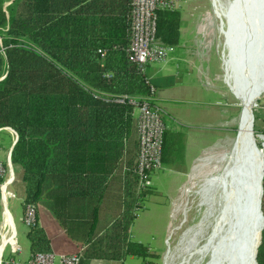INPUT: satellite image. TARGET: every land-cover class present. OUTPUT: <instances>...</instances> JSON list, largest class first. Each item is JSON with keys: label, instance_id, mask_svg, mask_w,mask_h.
<instances>
[{"label": "trees", "instance_id": "trees-1", "mask_svg": "<svg viewBox=\"0 0 264 264\" xmlns=\"http://www.w3.org/2000/svg\"><path fill=\"white\" fill-rule=\"evenodd\" d=\"M5 1L0 0V126L16 133L9 157L19 168L22 208L33 203L37 211L42 204L61 222L68 203L77 198L89 220L78 264L127 254L139 257L138 264H155L156 252L128 236L151 189L138 184L133 170L132 105L114 98L149 94L146 72L128 59L130 0ZM155 14L156 35L173 48L178 10L157 9ZM178 144L177 131L164 127L162 163L173 162ZM123 151L128 168L120 176L119 212L98 232V202ZM262 187L264 216V176ZM27 228L30 253L49 250L36 213ZM256 261L264 264V225Z\"/></svg>", "mask_w": 264, "mask_h": 264}, {"label": "rangeland", "instance_id": "rangeland-1", "mask_svg": "<svg viewBox=\"0 0 264 264\" xmlns=\"http://www.w3.org/2000/svg\"><path fill=\"white\" fill-rule=\"evenodd\" d=\"M9 1L10 0H6L4 2V5H6ZM228 1L229 0H217L218 4H214V0H179L174 8L179 9L181 13V45L173 46L172 51L169 54V59L174 56V58L176 59H186L187 61H189L191 67H193L194 77L201 76L199 75L198 70H203V72L205 73L209 72L210 75H213L214 72H216L217 75L216 78L214 77V80L216 79L219 83V89L224 92V98L226 99V101H230L233 103V108L231 107L230 111H233L235 115L233 122V135L235 136L238 130L237 120L239 119V114L241 111V103L238 98L234 97L231 94L226 83L224 82L222 65L223 59L230 61V67L233 66V63L236 65L233 72L235 76L233 78H235V80H233L232 78L230 68H228L227 70V74L228 71L230 72V74L229 76L226 74L225 79L229 81L232 80L234 82L240 78L239 72H237L239 69V63L238 61L236 62V60H241L242 58L241 56V59L238 57V52L235 46L237 48L238 46L242 47V37L240 36V34H235L236 43L233 47L232 39L234 38V33H232V28H234L236 24L234 23V21H236L234 10L237 8L239 0H232L234 2H231V4L234 6V10L228 8ZM214 5L219 6V15L215 14V12L217 13L215 8L218 7H215ZM239 10L242 9L239 8ZM242 36L244 39V34ZM255 43L256 37L250 41L249 49L246 46L241 48L242 53L245 54V58H247V56L255 54L256 46H252ZM225 64H227L226 61ZM204 75L206 76V74ZM2 76H0V78ZM200 79L202 80V77H200ZM203 89L206 93H209L208 96L211 97V101L216 99V97L214 99L215 95L213 97L211 96L210 91L206 90V88ZM263 99L264 91L261 93V96L256 99L252 108V129L254 140L256 141V146L258 145L260 148L262 157L264 155V132H262L264 118L262 117L263 114L259 113V108L262 105L261 101ZM162 118L165 127H168V124L182 127L180 123L172 121L167 115L163 113ZM13 135L14 134L12 129L7 127L6 150L3 154L2 159L0 160V182L2 183V186L6 181V185H3L2 188L0 186V189L2 191L4 188V192L6 195H9V191H7L8 187L14 192L12 197L7 198L6 206L13 218L17 240L19 244L22 245V243L24 242V234L22 233L21 229L24 228V224L17 217L18 213L20 212L22 183L16 177L18 168H13L11 162L7 158L8 146L12 140ZM227 146H229V144L226 145L225 148H227ZM217 155L214 153L212 157H209L207 159H194L193 165H191L187 169L185 174H181V178L183 179V181L172 199L173 216L171 217L170 233L166 237L164 244L162 241L163 236L159 234V232L162 230L161 226L163 225L161 223L162 215L164 214V207L162 204L155 202V200H166V197L163 193H166L167 185L171 182L172 178L177 176V174L172 172L170 167L168 165H165L164 163H162L161 168L155 169L153 172H151L150 178L152 187L160 190V192L152 193L146 196V198L144 199L146 208L138 210V218L134 224V227H136L135 230H137L138 227L137 231H141L142 237L144 236V238L146 236V234H143L144 227L149 225L153 227L154 231L156 230V238L149 240L147 239V242L152 246H160L159 248H161L157 252L155 251L157 254L155 264H164V262L165 264H183V261L185 259H188L189 262L198 259L197 264L207 263L209 253H211L213 247L210 245V242H207L206 239H208L207 237L211 234L213 221L217 219V216H219V209L222 207L221 201L223 198L218 188V184L211 183L210 178L216 172H220L222 170L227 157V155L219 157H217ZM11 172H13V182L10 181ZM8 182L10 184H8ZM3 208L5 207L3 206L2 210ZM241 209L242 210L239 211L240 217L244 212V209ZM41 211L43 220L49 223L52 217L51 214L48 213L49 211ZM147 214L150 218H146ZM215 223L216 221H214V225ZM216 235L217 234H215V236ZM216 240L217 237L215 238V242H217ZM236 240L234 244L232 243L234 247H231V250L228 245L226 246V249L223 252L222 264H227L230 259H235V261L237 260L236 263H240L242 257L244 258V252L242 254L244 235H241L239 237V240L236 238ZM12 241L13 239L10 242ZM204 243H206L205 248L207 247V249H205L204 254L202 253V255L201 253H199V246ZM9 244L10 243H6L2 248V259L3 257L6 258V246ZM218 247L219 244L217 243L215 249L216 254L221 252V248L223 246H221L220 248ZM127 257L128 256H126L125 261L129 263V258Z\"/></svg>", "mask_w": 264, "mask_h": 264}, {"label": "crops", "instance_id": "crops-1", "mask_svg": "<svg viewBox=\"0 0 264 264\" xmlns=\"http://www.w3.org/2000/svg\"><path fill=\"white\" fill-rule=\"evenodd\" d=\"M234 1L232 0L228 1L229 9L234 10V6L231 4V2ZM215 7H218L215 8V10L217 11V13L215 12V14L219 15L220 12L219 6H215ZM177 10L179 12V26H178V43L176 45H181V37H182L181 13L179 9ZM254 12L256 13V10H254ZM255 13H253V15ZM247 18L245 21L247 24H245L244 22L245 25L244 29L245 30L247 29L250 32V20L249 17ZM251 20H252L251 21L252 24L254 19ZM234 23H236V21H234ZM254 30L255 31H253L250 35L249 41L255 38L253 37V34L255 35V33L257 32V36H258V33L260 32L259 28L256 29L254 28ZM261 34H259L258 36L260 40H261ZM255 45L257 49V42L252 46ZM239 55L240 54H238V57L240 58ZM241 58L243 59L242 54H241ZM225 61L227 64H225ZM156 63L157 62L148 65L145 70L147 76L155 86L151 101L152 102L156 101L157 103L156 102L153 103L156 104L158 107H160L163 114L167 115L172 121H175L176 123H180L182 126L179 127L177 125L168 124L169 129L177 131L179 135V144L176 151L175 159L173 160V162L165 163V165H168L171 171L177 174V176L171 179V182L166 187V193H163L164 196L166 197V200L160 201V199L159 200L153 199L155 200V202L162 204L164 207V214L162 215V223H161L163 225L161 226L162 230L159 232V234L163 236L162 241L164 244L166 237L170 233L171 217L173 216L172 199L175 195V192L178 190L180 184L183 181V179L181 178V174H185L187 169L191 165H193L194 159H203V158L207 159L209 157H212L214 153L216 155L218 154L217 157L223 155H227V157H229L231 153L230 150H232L231 146L236 135L235 136L233 135L234 133L233 122L235 115L233 111L232 112L230 111L233 103L230 101H226V99L224 98L225 97L224 92L219 89V83L217 82L216 79L214 80V77L216 78L217 75L216 72H214L213 75H210L209 72L205 73L203 72V70L200 71L198 70L199 75H201L200 77H202L201 80L200 77H194L193 67H191L189 61H187L186 59H176L174 58V56H172L171 59H167L166 61L161 63H157V64ZM229 64H230L229 60L223 59L222 68H223L224 82L226 80L225 75L227 74L228 68H230L231 70L232 78L235 77L233 72L236 65L233 63L232 64L233 66L230 67ZM203 73L206 74V76ZM228 73L230 72L228 71ZM233 80H235V78H233ZM203 88H206V90L210 91L212 97L215 95L214 99L215 97L216 99L211 101V97L208 96L209 93H206ZM228 89L231 92L229 87ZM231 94L233 95L232 92ZM261 104L262 105L259 108V113L263 114L262 117L264 118V99L261 101ZM132 116L135 123V115L133 114ZM262 126H263L262 132H264V125ZM7 127L11 128L9 126H0V160L2 159L3 154L6 150ZM12 131L14 135L8 146V151H7V158L9 159V161H10V157H9L10 146L16 136L15 131L13 129ZM228 144L229 146L225 148V146ZM136 152H137V143H136ZM127 166L128 165L125 164V155L123 151L120 159L116 164V167L108 176V185L106 186L105 190L102 191L101 197L98 202V211L95 221L96 224L95 229L98 232H100L105 225H108L109 222H111L112 219L119 212L120 176L121 173L128 168ZM218 172H216L214 175L218 174ZM12 178H13V172H11L10 181H12ZM9 182L8 184L11 183ZM149 187L151 191L147 193L142 199V203H143L142 207L136 210L135 216L132 219L128 228V236L130 239L144 243L145 242L148 243L147 241L149 239L156 238L155 236L156 230L154 231L153 227L147 225L146 227L143 228L144 229L143 234H146L144 238V236L142 237V232L137 231L138 227L137 230H135L136 227H134V224L138 218L137 215L138 210L146 208L144 203V199L146 198V196L152 193L160 192V190L152 187L151 178H150ZM7 191H9L8 192L9 195L5 194L4 188L2 191L0 190V227H1L0 243L2 239V234H4V236L7 238L6 241L2 243V246H0V264H26V261L30 255V250L28 248V239L26 237V231L28 228L22 221L23 208H22L21 200L23 197V188H22V196L20 200V212L17 215L18 219L24 224V228L21 229L22 233L24 234L23 237L24 242L22 243V245H20L17 240L13 218L6 206L7 198L12 197L14 192L9 187L7 188ZM2 193L5 197L2 195ZM3 206L5 207V211L4 209L2 210ZM81 208L82 207L79 206V200L77 198L76 200L73 199L70 200V202L67 205L66 218L61 220L60 222L58 219L55 218V216L52 214L51 210L48 207L42 204H39L37 206V211L35 210L36 221L43 228L44 232L49 238V247H50L49 250H52L55 253H65V252H71L77 250L81 252V249L85 244V237L87 235L88 221H89L87 212L82 210ZM41 210L49 211L48 213L51 214L52 217L49 223L43 220ZM5 217H7L8 219V225L4 223ZM146 218H150L148 214ZM12 239L13 241L10 242ZM6 243H10V244L6 246L7 247L6 258L3 257L2 259L1 258L2 248ZM148 246L150 247L151 250L156 252L161 249L159 248L160 246L155 247L152 246L150 243H148ZM126 256H128L127 258H129V263L125 261ZM139 261H140L139 257L132 254H127L124 255L121 259L91 257L87 259L86 264H120V263L138 264Z\"/></svg>", "mask_w": 264, "mask_h": 264}, {"label": "bare ground", "instance_id": "bare-ground-1", "mask_svg": "<svg viewBox=\"0 0 264 264\" xmlns=\"http://www.w3.org/2000/svg\"><path fill=\"white\" fill-rule=\"evenodd\" d=\"M214 4H218L217 0H214ZM239 8L242 10H239ZM254 10H256V13ZM234 11L236 12L237 22L234 28H232V33H234V38L232 37L233 47L236 43L235 34H240L242 37V47L246 46L248 49L250 48L249 36L255 31L254 28H259L260 32L258 36L262 34L261 40L257 36V32L255 35L253 34V37L257 39V49L255 54L247 56V58H245V54L242 53L241 47L237 45V48L235 46L238 54H240L239 56L242 54L244 59L236 60V62L238 61L239 63L237 72H239L240 78L234 82L232 80H225L233 95L240 100L241 111L237 123L238 130L231 146L232 150H230L231 153L229 157L226 158L224 168H222L218 174L210 178L211 183L218 184L223 198L221 197L222 207L219 209V216L214 220L216 221L215 225L213 221L211 234L207 237L208 239H206L213 247L211 253H209L206 264H222L223 252L226 246L228 245L231 250V247H234L233 244L236 238L239 240L241 235H244L242 250V254L244 252V258L242 257L240 263H236L237 260L235 261V259H230L227 264H255V252L260 239L261 226L263 224L262 219L259 227L258 220L259 217H262L259 210V197L264 158L256 146L254 134L251 131L253 126L252 108L256 99L261 96V93L264 91V0H239L238 6ZM253 13L255 14L253 15ZM247 17H249L250 20V32L244 29V22ZM251 19H254L252 24ZM245 24L247 23L245 22ZM243 34L245 36L244 39L242 36ZM229 74L230 73L227 75L229 76ZM3 185H6V181ZM241 208L244 209V212L242 211L243 214L240 217L239 211L242 210ZM3 209L5 211V208ZM4 223L8 225L7 217H5ZM215 234L217 235L215 236ZM216 237L217 242H215ZM6 239L7 238L3 234L0 246H2V243L6 241ZM206 243L199 246V253L204 254L205 249H207V247L205 248ZM217 243L219 244L218 248L223 246L221 252L218 254H216L215 250ZM197 262L198 259L190 262L188 259H185L183 264H197Z\"/></svg>", "mask_w": 264, "mask_h": 264}, {"label": "built area", "instance_id": "built-area-1", "mask_svg": "<svg viewBox=\"0 0 264 264\" xmlns=\"http://www.w3.org/2000/svg\"><path fill=\"white\" fill-rule=\"evenodd\" d=\"M178 1L130 0L128 59L136 64L139 71H145L152 63H161L169 59L171 46L162 42L155 33V11L172 9ZM145 82L149 85V94L145 97L127 93L114 97L115 100H125L131 104V114L135 115L137 152L133 170L140 185H150L151 172L162 167L161 142L165 127L160 107L151 101L154 86L149 82L148 76ZM34 220L35 206L33 203H27L23 209L22 221L28 226L33 224ZM79 258V250L65 253L39 250L30 253L26 264H78Z\"/></svg>", "mask_w": 264, "mask_h": 264}, {"label": "water", "instance_id": "water-1", "mask_svg": "<svg viewBox=\"0 0 264 264\" xmlns=\"http://www.w3.org/2000/svg\"><path fill=\"white\" fill-rule=\"evenodd\" d=\"M251 132L253 133V129H252ZM15 138H16V136H15ZM15 138H14L13 142L15 141ZM13 142H12V144H13ZM12 144L10 146V149L12 147ZM263 176H264V160H263V175H262V180H263ZM262 194H263V188H262V184H261V191H260V197H259V210H260V212L262 214V219H263V224L261 226V229H262V227L264 225V216H263V213H262V210H261V197H262ZM260 240H261V230H260V239H259V242L257 244V247H258V245L260 243ZM256 253H257V248H256V252H255V264H257V261H256Z\"/></svg>", "mask_w": 264, "mask_h": 264}]
</instances>
